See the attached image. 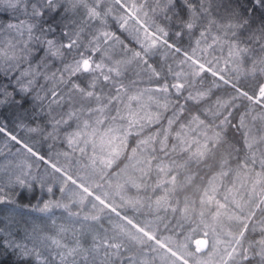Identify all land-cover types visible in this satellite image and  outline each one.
Segmentation results:
<instances>
[{
    "label": "snow or ice",
    "instance_id": "1",
    "mask_svg": "<svg viewBox=\"0 0 264 264\" xmlns=\"http://www.w3.org/2000/svg\"><path fill=\"white\" fill-rule=\"evenodd\" d=\"M0 264H264V0H0Z\"/></svg>",
    "mask_w": 264,
    "mask_h": 264
}]
</instances>
